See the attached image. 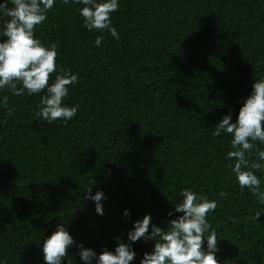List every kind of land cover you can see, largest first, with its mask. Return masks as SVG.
<instances>
[{"label": "trees", "instance_id": "1", "mask_svg": "<svg viewBox=\"0 0 264 264\" xmlns=\"http://www.w3.org/2000/svg\"><path fill=\"white\" fill-rule=\"evenodd\" d=\"M118 3L111 14L118 40L89 31L78 11L84 5L73 0H54L34 28L44 46L57 45L49 85L61 68L78 77L63 100L78 107L71 120L34 119L46 90L0 89V264H46L42 243L59 224L76 242L62 264H85L78 245L114 252L145 214L149 232L166 229L182 215L174 205L184 189L216 201L207 220L219 264H264V212L253 219L264 205L236 180L231 135H213L224 115L236 121L254 81L264 79V0ZM255 174L264 190V172ZM89 180L106 197L102 216L83 198ZM153 247L152 239L131 243L130 264Z\"/></svg>", "mask_w": 264, "mask_h": 264}, {"label": "clouds", "instance_id": "2", "mask_svg": "<svg viewBox=\"0 0 264 264\" xmlns=\"http://www.w3.org/2000/svg\"><path fill=\"white\" fill-rule=\"evenodd\" d=\"M83 4L78 9L83 18L84 26L89 30L107 31L115 39H119L117 29L112 26L111 14L118 10V0H73ZM0 3V35L6 37L0 42V89H9L16 96L25 92L32 95L44 90L47 95L41 97L39 111L34 119L52 123L56 120H71L78 112L77 106H65L64 98L68 95L69 86L77 82L78 77L66 69L61 68L62 74L56 75L49 85L53 73L57 72V45L44 46L34 37V28L45 19V12L54 5V0H10ZM65 4L69 0H64ZM103 37L97 36L95 46L102 44ZM18 84L20 87H18ZM8 97L4 96L3 103L7 105ZM12 114L11 110L8 112ZM231 135V149L227 158L234 161L231 166L240 188L248 189L259 204L264 205V190H261V180L255 171L264 172V150H258L256 142L264 144V79L254 81L251 94L239 108L237 119L232 122L230 115H224L215 126L214 136ZM254 149L256 159L251 160L250 154ZM255 170V171H254ZM94 180H89L85 188L84 199L95 204V212L103 215L102 201L106 199L104 193L97 190L92 192ZM221 196L225 195L223 191ZM182 200L174 205L177 213H182L176 219L168 222L166 229L152 225L150 214H145L136 220L133 229L128 232V241H117L114 252L104 249L97 253L91 248L78 245V255L85 264H130L136 253L131 243L140 239L154 240L151 252H146L140 264H219L215 253L217 236L207 220L210 212L217 207L215 200H208L190 189L181 192ZM264 207L254 212L253 219L258 220ZM129 211H124L128 216ZM171 215V213H169ZM207 234V235H206ZM205 238L207 250L204 248ZM76 242L63 224L57 225L54 232L42 243L43 259L46 264H62L68 257V249ZM67 264H72L71 258Z\"/></svg>", "mask_w": 264, "mask_h": 264}]
</instances>
